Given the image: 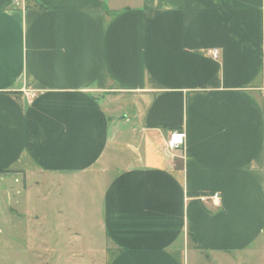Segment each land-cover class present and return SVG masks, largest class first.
Masks as SVG:
<instances>
[{
  "label": "crops",
  "instance_id": "crops-1",
  "mask_svg": "<svg viewBox=\"0 0 264 264\" xmlns=\"http://www.w3.org/2000/svg\"><path fill=\"white\" fill-rule=\"evenodd\" d=\"M19 1L0 175L101 174L91 264H264V0Z\"/></svg>",
  "mask_w": 264,
  "mask_h": 264
},
{
  "label": "rangeland",
  "instance_id": "rangeland-1",
  "mask_svg": "<svg viewBox=\"0 0 264 264\" xmlns=\"http://www.w3.org/2000/svg\"><path fill=\"white\" fill-rule=\"evenodd\" d=\"M52 176L35 185L0 175V264H91L103 176Z\"/></svg>",
  "mask_w": 264,
  "mask_h": 264
},
{
  "label": "built area",
  "instance_id": "built-area-1",
  "mask_svg": "<svg viewBox=\"0 0 264 264\" xmlns=\"http://www.w3.org/2000/svg\"><path fill=\"white\" fill-rule=\"evenodd\" d=\"M12 5L15 7H23L24 4L22 3V1L19 0H12ZM211 55L214 57L218 56V51L216 49H212L211 50ZM183 138H184V133L183 132H177L174 131L170 134L168 140H167V146L170 149H176L179 148L182 143H183ZM198 198L202 201H205L206 199L211 200L213 205H218L219 204V200H220V195L218 192H213V193H209V194H202L199 195Z\"/></svg>",
  "mask_w": 264,
  "mask_h": 264
}]
</instances>
